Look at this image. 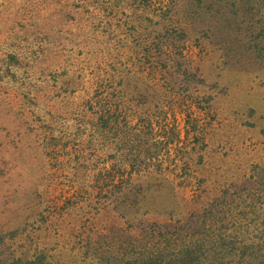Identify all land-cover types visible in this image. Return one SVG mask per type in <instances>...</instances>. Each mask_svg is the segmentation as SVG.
Returning <instances> with one entry per match:
<instances>
[{"label": "rangeland", "instance_id": "374dc122", "mask_svg": "<svg viewBox=\"0 0 264 264\" xmlns=\"http://www.w3.org/2000/svg\"><path fill=\"white\" fill-rule=\"evenodd\" d=\"M0 264H264V0H0Z\"/></svg>", "mask_w": 264, "mask_h": 264}]
</instances>
